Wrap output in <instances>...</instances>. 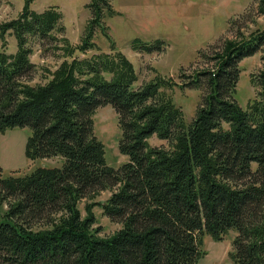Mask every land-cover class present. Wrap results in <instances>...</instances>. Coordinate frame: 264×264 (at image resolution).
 <instances>
[{
  "label": "trees",
  "instance_id": "trees-1",
  "mask_svg": "<svg viewBox=\"0 0 264 264\" xmlns=\"http://www.w3.org/2000/svg\"><path fill=\"white\" fill-rule=\"evenodd\" d=\"M255 1L263 13L264 0ZM91 4L94 19L76 50L83 54L104 10L112 11L109 0ZM28 7L0 25L2 37L13 31L18 41L15 55L0 52V133L30 128L27 159L60 157L63 165L0 178V264H198L203 237L218 241L230 231L235 264H264V101L245 110L235 99L240 63L264 41L255 36L216 55L218 69L193 81L199 89L204 76L209 93L187 123L160 92L164 84L135 88L136 71L121 52L74 57L45 84L30 85V38L50 36L60 16ZM161 44L133 46L151 53ZM260 80L264 87V71ZM109 105L119 115V151L129 158L118 170L94 133L95 112ZM153 136L169 148L152 147ZM104 191H112L100 203L105 215L122 224L106 238L94 228V204L85 216L79 208Z\"/></svg>",
  "mask_w": 264,
  "mask_h": 264
},
{
  "label": "rangeland",
  "instance_id": "rangeland-1",
  "mask_svg": "<svg viewBox=\"0 0 264 264\" xmlns=\"http://www.w3.org/2000/svg\"><path fill=\"white\" fill-rule=\"evenodd\" d=\"M92 1L0 0V25L18 19L27 5L29 11L36 14L53 10L60 16L50 36L30 38L28 48L32 50L30 61L33 64L27 76L30 85L45 84L61 63L74 57L81 60L111 57L121 52L136 71L135 88L151 81L164 84L160 92L180 108L186 122L191 123L209 93L204 76L199 77L203 82L201 88L194 87L197 76L217 70L221 60L216 55L227 52L228 47L244 44L255 36L256 42L264 41V12L255 0H109L112 11L104 10L101 25L94 27L87 52L83 54L76 50L84 45L94 19ZM136 40L146 45L162 43V52L142 51L133 46ZM66 45L76 52H65ZM0 52L7 55L18 52L13 31L5 32L3 37L0 31ZM240 69L235 99L241 108L247 110L253 100L264 101V87L260 80L264 71V46L254 56L243 59ZM93 118L94 133L104 145L106 163L118 170L129 160L119 151L122 138L119 115L109 105L99 108ZM31 134L30 128H14L0 133V178L24 176L40 167L59 168L63 165L60 157L28 160L25 150ZM149 144L169 148L168 141L156 136L149 139ZM111 195L112 191H104L93 199L82 200L79 205L85 216V207L94 204L97 219L94 228L103 238L112 236L122 227L121 223L106 216L100 205L105 204ZM236 237L235 231L228 232L218 241L205 235L200 247L205 255L198 264H235L232 253Z\"/></svg>",
  "mask_w": 264,
  "mask_h": 264
},
{
  "label": "crops",
  "instance_id": "crops-1",
  "mask_svg": "<svg viewBox=\"0 0 264 264\" xmlns=\"http://www.w3.org/2000/svg\"><path fill=\"white\" fill-rule=\"evenodd\" d=\"M1 136V135H0Z\"/></svg>",
  "mask_w": 264,
  "mask_h": 264
}]
</instances>
